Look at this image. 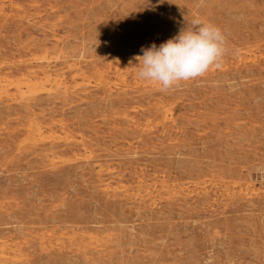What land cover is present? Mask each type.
I'll list each match as a JSON object with an SVG mask.
<instances>
[{
    "label": "rangeland",
    "instance_id": "374dc122",
    "mask_svg": "<svg viewBox=\"0 0 264 264\" xmlns=\"http://www.w3.org/2000/svg\"><path fill=\"white\" fill-rule=\"evenodd\" d=\"M196 16L219 67L140 79ZM0 264H264V0H0Z\"/></svg>",
    "mask_w": 264,
    "mask_h": 264
},
{
    "label": "clouds",
    "instance_id": "9594fccd",
    "mask_svg": "<svg viewBox=\"0 0 264 264\" xmlns=\"http://www.w3.org/2000/svg\"><path fill=\"white\" fill-rule=\"evenodd\" d=\"M226 49L222 30L196 16L187 21L176 35L157 46L142 47L137 55V75L155 84L161 91L177 88L182 82L204 77L213 67H219Z\"/></svg>",
    "mask_w": 264,
    "mask_h": 264
}]
</instances>
